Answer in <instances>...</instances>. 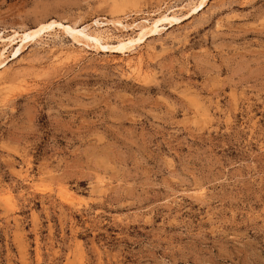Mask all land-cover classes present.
I'll use <instances>...</instances> for the list:
<instances>
[{
  "label": "rangeland",
  "instance_id": "1",
  "mask_svg": "<svg viewBox=\"0 0 264 264\" xmlns=\"http://www.w3.org/2000/svg\"><path fill=\"white\" fill-rule=\"evenodd\" d=\"M198 1L0 0V264H264V0Z\"/></svg>",
  "mask_w": 264,
  "mask_h": 264
},
{
  "label": "bare ground",
  "instance_id": "2",
  "mask_svg": "<svg viewBox=\"0 0 264 264\" xmlns=\"http://www.w3.org/2000/svg\"><path fill=\"white\" fill-rule=\"evenodd\" d=\"M206 2H207V0H200V2L198 1L199 4L196 5L192 9L194 10V12H196L199 9H201V7H203ZM182 6H184V5H182ZM178 19H179V17H177L175 14H171V12H169V13L167 12L165 14H162L161 16L155 18L149 25H143V26L139 25L140 27L137 29L138 30L137 37L130 36L126 39L120 40L117 44H114V45L104 43L103 42L104 36L102 37L98 34L86 33L85 27L79 28L74 24H62L61 22L51 21L48 23H40L36 28L26 30L25 32L23 31V33H21V34L16 33L19 36V39L14 40L12 38L13 37L12 36L10 38L11 40L9 39L10 42L8 43L9 44L8 47H10V48L13 47V49H14L13 56L16 57L18 55V53L21 51V49L23 48V46L28 41H31V40H34L35 38L40 37L46 31H50V30L52 31L55 28H60L66 34L70 35L72 40H74L78 43H84V45L85 44L90 45V41H92V44H94L95 47H99V48L102 47L103 49L113 48L116 50H124V49L128 48L129 46H130V48L133 47V45L135 43L143 42L147 38V36L151 35L152 33L159 31L160 25L164 24L165 22H174ZM87 32H89V31H87ZM83 39H85V42H83L84 41ZM1 40H3V39H1ZM15 46H17V47L15 48ZM6 65H7V63L5 61L0 62V68H4V67H6Z\"/></svg>",
  "mask_w": 264,
  "mask_h": 264
}]
</instances>
